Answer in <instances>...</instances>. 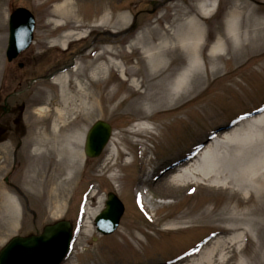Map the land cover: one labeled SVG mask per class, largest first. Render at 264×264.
<instances>
[{"label": "rangeland", "instance_id": "1", "mask_svg": "<svg viewBox=\"0 0 264 264\" xmlns=\"http://www.w3.org/2000/svg\"><path fill=\"white\" fill-rule=\"evenodd\" d=\"M216 1L206 13L201 0H0V85L4 74L15 70L5 56L12 7L27 6L36 14L38 74H48L78 55L73 69L52 80H38L26 92L34 93L27 97L23 114L28 139L15 168L14 145L0 144V249L14 235L67 219L74 226V241L63 264H264V216L245 215L247 208L235 209L228 201L233 195H250L236 172L253 159L264 160V127L248 140L226 138L264 113V0ZM65 2L69 8L62 10ZM192 19L203 24V37L195 46L184 41L193 32ZM232 21L237 24L233 31ZM154 28L169 42L157 40L154 65L146 59L151 73L137 78L128 68L146 53L135 43ZM217 41L223 49H214ZM114 56L118 65L111 61ZM106 61L107 68L98 72ZM193 63L196 69L193 66L179 82L184 68ZM129 83L140 91L154 84L165 97L156 107L142 102L145 112L140 116ZM44 107L50 118L41 111ZM57 107L64 110V124L75 121L65 134L80 133L78 166L66 169L59 151L54 167L63 171L50 172L53 185L47 189L44 162L38 160L47 152L44 131L54 134V120L58 129L62 125ZM98 119L112 125V137L99 157L89 158L85 137ZM200 145L218 147V165L209 173L198 172L174 193L160 192L153 177H161L164 168ZM199 153L194 155L198 160ZM94 189L99 191L92 197ZM109 191L118 194L125 212L119 228L103 235L95 216L105 207ZM230 225L240 228L220 232ZM247 227L248 240L243 230ZM238 233L236 253L222 250V241Z\"/></svg>", "mask_w": 264, "mask_h": 264}, {"label": "bare ground", "instance_id": "2", "mask_svg": "<svg viewBox=\"0 0 264 264\" xmlns=\"http://www.w3.org/2000/svg\"><path fill=\"white\" fill-rule=\"evenodd\" d=\"M217 1L216 0H201L202 8L203 10L208 13V11L213 10V8L216 6ZM62 10L68 9L69 6L64 3V5L60 6ZM236 16V15H235ZM235 16L233 18H235ZM233 22V21H232ZM231 30H236L237 29V24L236 22L231 23ZM190 27L192 29V33H187L185 35V40H191L193 45L199 44L200 40L203 37V24L202 22L196 21L195 19L191 20ZM148 34V35H147ZM146 35L143 33L141 36L137 38V41L135 43L136 49L139 52H142L141 49L143 48L146 56L140 57L136 62L133 63V65L129 66V72L131 75L136 76L137 78L139 77H148L149 74L151 73L149 71V67L147 65L146 59L150 57V62H153L157 58V53L155 52L156 49L159 48V44L157 43V40L162 38L163 42L166 41L167 43L169 42L168 36L164 37L160 35V32L157 29H150ZM182 37V35H181ZM141 45V47L139 46ZM167 45V44H166ZM222 47V41H217V44L215 45L214 49H217ZM135 50H133L134 52ZM119 53L115 52L113 55L117 56ZM115 56L112 57L111 61L114 65H118V62L115 59ZM175 60L178 62L180 60V56H176ZM194 60L197 62L199 60V56H196ZM108 61L103 63L99 68L98 72L103 69V67L107 68ZM196 63L191 64L189 67L184 68L182 73L179 76L178 81L180 82L181 80L186 77L188 72H192L194 68L196 69ZM194 66V68H193ZM125 82H130V79L124 80ZM137 79L133 80V83H136ZM181 81V82H182ZM181 85L178 84V88ZM157 86L152 84L148 88L144 89L143 91L136 90L135 87H133L130 83L128 85L129 89H132V92H136V97L133 99L132 103L135 104L138 109H137V114L138 115H143L145 112L144 108L141 107V103L146 101L150 103L152 106L156 107V103L162 100L165 97V94L159 93L158 90H156ZM116 93V92H114ZM173 97V93H171L170 98ZM41 111H44V114H48L49 116V111L46 110V107H44V110L42 109ZM56 111L59 114V122L62 123L61 127L58 125V121L54 120L53 125L56 128V131L54 132L53 135L48 134V129L44 131V149H46L47 152L44 154V160L43 158L39 159L38 161L44 162V188L51 189L53 185V174H51V171H63V168L61 167H54L55 163L54 159L57 157L58 152H61V160L63 162V166L66 164L67 167L66 169L74 170L78 166V161L76 159V156L79 153V140H80V133L78 132L76 136L69 135L67 136L66 129H69L72 127L73 123L75 122L74 120L66 122L64 110L62 108L57 107ZM147 114V113H145ZM144 120L147 117H143ZM47 119V118H46ZM246 124H248V127L244 128L241 127L237 130H234L231 134L227 135V139H251L254 136H258L259 134L262 133L261 128L264 127V113L261 114L256 120L254 121H246ZM218 147L215 146L213 147H203L202 150L199 153V160L195 157V161L192 159L191 162L189 163L188 160L183 159V160H177L172 163L171 166H167L166 168L163 169V172L160 173L161 177L159 174L155 177H153L152 183L156 188L161 189L159 190L162 193H174L176 192L181 186H184L186 183L189 181L191 182L192 180L196 179L198 172H203V173H209L211 172L219 162V150H217ZM115 150H118V147H115ZM119 157L120 153L118 151L117 154ZM244 157V155L242 156ZM263 157V156H262ZM261 157V158H262ZM129 158V157H128ZM251 159H253V156H251ZM127 162V161H126ZM259 162V163H258ZM58 163V162H57ZM255 164V165H254ZM37 165V164H35ZM53 166V167H52ZM106 167V165L104 166ZM54 168V169H53ZM50 173V174H49ZM237 180L240 182L244 183V188H248L247 192L250 193L249 197L241 198L239 196L233 195L228 201L233 203V206L235 209H238L240 207H245L247 208V212L245 215H250V214H256V215H263L264 216V160L263 161H258L257 159H253V161L247 163L246 165L242 164V167L239 169L238 173L236 172ZM118 179H121L120 177H117ZM247 179V180H246ZM248 183L247 181H249ZM234 179H231L228 181V185H232ZM205 188H209L210 186H204ZM231 186H227V189H230ZM98 189H94L93 191V196H96ZM57 207L60 209L63 208V204H58ZM250 213V214H249ZM250 227V226H249ZM240 228L239 225H230L229 227H223L221 228L220 232L222 233H230L235 229ZM252 228V227H250ZM245 230L247 236V240L250 239V229L247 227ZM241 236V233H238L231 237L229 240H223L221 247L222 250H228L229 253H236V243L238 242L239 238ZM218 239H216L217 241ZM213 253V252H212ZM210 261V260H209ZM262 264V263H260Z\"/></svg>", "mask_w": 264, "mask_h": 264}, {"label": "water", "instance_id": "3", "mask_svg": "<svg viewBox=\"0 0 264 264\" xmlns=\"http://www.w3.org/2000/svg\"><path fill=\"white\" fill-rule=\"evenodd\" d=\"M35 16L26 7H18L9 17V40L7 56L12 60L28 47L33 38ZM70 67V66H67ZM63 67L45 78H51ZM112 132L111 125L98 120L89 130L85 151L90 157H97L108 142ZM124 213V205L114 192L108 194L106 208L97 216L98 230L109 234L119 225ZM72 224L68 220H59L48 224L42 232L27 236H14L0 250V264H61L70 251Z\"/></svg>", "mask_w": 264, "mask_h": 264}, {"label": "flooded vegetation", "instance_id": "4", "mask_svg": "<svg viewBox=\"0 0 264 264\" xmlns=\"http://www.w3.org/2000/svg\"><path fill=\"white\" fill-rule=\"evenodd\" d=\"M36 53L37 49L33 44L22 51L9 63V66L14 67L15 70L10 68L4 74L6 78L0 85V144L10 139L14 144L15 152L22 146L24 138L28 135L23 114L28 103L27 97L32 98L34 94L32 91L26 94L32 85L26 88L21 86L25 82L33 84L43 80L41 77L45 75V73L38 74L37 63L34 61ZM7 84L13 85V89H6Z\"/></svg>", "mask_w": 264, "mask_h": 264}]
</instances>
